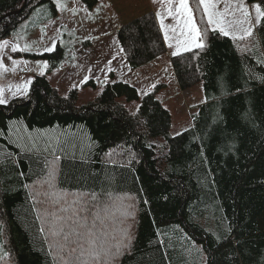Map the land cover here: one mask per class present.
<instances>
[{
	"label": "trees",
	"instance_id": "obj_1",
	"mask_svg": "<svg viewBox=\"0 0 264 264\" xmlns=\"http://www.w3.org/2000/svg\"><path fill=\"white\" fill-rule=\"evenodd\" d=\"M24 1L0 0V42L40 6L56 15L53 0ZM82 1L89 9L98 3ZM188 3L204 47L173 55L170 64L181 90L201 83L204 101L179 136L170 134V113L154 92L139 97L130 83L107 82L77 106L76 89L62 96L47 79L60 67L61 49L29 54L48 61L46 75L32 79L26 97L0 106L7 152L0 159V264H65L66 252H49L60 237L45 242L40 231H50L60 207L45 193L87 201L90 213H100L106 247L127 243V232L131 243L114 264H264V26L250 44L238 45L209 30L199 0ZM116 33L131 70L166 52L152 11ZM120 97L139 100L138 114ZM12 123L29 133L55 132L62 143L52 151L61 159L41 153L38 161L19 149L10 140Z\"/></svg>",
	"mask_w": 264,
	"mask_h": 264
},
{
	"label": "rangeland",
	"instance_id": "obj_2",
	"mask_svg": "<svg viewBox=\"0 0 264 264\" xmlns=\"http://www.w3.org/2000/svg\"><path fill=\"white\" fill-rule=\"evenodd\" d=\"M60 2L65 5L63 11L57 10L54 2L56 15L52 13L49 15L50 9L46 5L40 6L21 23L14 37L4 39L9 41L8 47L0 52L3 56V66L0 67V89L4 90L5 98L12 100V92H17V89L23 90L26 82L39 75L41 71H44L46 75L48 66L44 68V64L49 65L48 61L41 57L34 58L29 54L51 53L44 52L43 49L54 45L52 52L60 48L62 58L60 67L48 74L47 79L62 96L76 89L78 91L77 106L92 102L105 83L122 81L135 86L139 97L154 92L155 97L170 113L171 135L181 133L192 126V117L197 107L204 101L202 85L200 83L188 90H181L170 64L172 53L183 49V42L187 39V32L183 30L184 17L176 14V18L173 19L167 14L168 8H172L175 13L179 0H172L171 3L154 2V0H98L97 4H102L99 11L95 6L89 12L82 10L85 6L82 0L79 6L74 0H60ZM72 9H75V14ZM148 11H154L159 27L160 19H163L164 29L161 27L160 29L163 35L165 31L168 33V39L165 40L166 52L158 57L155 68L142 66L144 69L131 70L119 45L116 32L122 25ZM250 11H252L251 8ZM157 12L161 14V17H157ZM47 14L50 16L49 19ZM224 18L225 20L234 19L228 15ZM40 22L43 23L36 25ZM236 35L240 36L242 32L238 30ZM255 37L254 29L251 37L234 41L238 45H248ZM12 45L18 47L17 52L11 51ZM9 57L17 63L13 65ZM85 77H88V82L92 81L94 86L87 84L88 82L84 84ZM17 97L24 96L18 93ZM117 101L131 113H135L139 105V100L128 102L124 97L118 98ZM29 134L32 136L46 134L51 137L55 132L29 133L21 123L10 125V140L19 149L25 150V140L18 142L17 136L27 137ZM157 142L161 143L162 139H157ZM6 155L7 152L0 147V156ZM129 214L130 211L126 215L129 216Z\"/></svg>",
	"mask_w": 264,
	"mask_h": 264
},
{
	"label": "snow or ice",
	"instance_id": "obj_3",
	"mask_svg": "<svg viewBox=\"0 0 264 264\" xmlns=\"http://www.w3.org/2000/svg\"><path fill=\"white\" fill-rule=\"evenodd\" d=\"M53 2L56 4L57 10L63 11L65 5L61 3L60 0H53ZM74 2L78 6L81 4V0H74ZM154 2L171 3L172 0H154ZM199 4L203 6L206 25L209 30L212 32H218L232 40H243L247 37H251L254 29L264 26V7H262L264 0L252 5L246 4L245 0H199ZM221 4L224 5L223 8H220ZM101 6L102 4H97L96 10L99 11ZM250 8L252 11H250ZM82 10L85 12L90 11L87 6H84ZM72 11L73 14H75V9H72ZM237 13H239V16H237ZM167 14L173 19L176 18V14L184 17L183 30H186L187 32V39L183 42L185 51H191L193 47L196 49H202L204 47L201 42L202 30L195 21L192 10L188 5V0H179V5L175 9V13L172 8H168ZM156 15L158 18L161 17L159 12H157ZM225 15L232 16L234 19L225 20ZM245 25H247V27H244ZM160 27L161 29H164L162 18L160 19ZM238 30L242 32V35H236ZM164 38L165 40L168 39L167 31L164 32ZM8 45L9 41L7 40L0 42V52L8 47ZM169 47H171V45H169ZM53 50L54 45L43 49L44 52H52ZM121 50L123 51V48ZM11 51L13 53L17 52L18 47L12 45ZM172 54L174 56L180 55L179 49ZM9 59L12 60L13 65L17 63V61L11 57H9ZM2 66L3 56L0 55V67ZM47 66V63H45L44 68H47ZM4 70L7 71V69ZM39 75H45L44 71H41ZM87 82L88 77H85L83 83L86 84ZM31 83L32 80L30 78L26 82L23 90L17 89V92H12V98H17L18 93H20L21 96L26 97L29 92L28 85ZM237 91H240V89H237ZM8 104L9 100L5 98L4 90L0 89V106L6 107ZM138 112L139 109H137V112L133 113V115H137ZM175 135L179 136L182 135V133L177 132ZM20 140H25V151L36 154L38 161L39 154L41 153L53 155L55 161L61 159L58 154L52 151L55 145L62 143L58 137L52 138L48 137L46 134H38L37 136L29 134L27 137L17 136V141L19 142ZM0 159H3V157L0 156ZM55 161H53V163ZM45 162L47 166L51 168V164L47 163V161ZM21 175H23V173H21ZM48 175L49 179H51L52 172H49ZM51 187L52 185L49 183V188ZM45 195H51L53 197L52 203L60 205V207L57 212L52 213L53 223L50 231H45L43 227L40 231L44 236L45 242L48 241L49 235L54 238H62L61 240L54 239L49 244V252L52 253L55 251L61 254L66 252L68 259L65 260L64 255H61L60 257L62 260H65V264H114V261L123 255V249L130 245L131 239L130 237H127V232L125 231L123 237L127 238V243H124V239L122 238L119 243L106 247L108 244V233L97 225V221L101 220L100 213H90L87 207V201L74 199L71 202H68L63 194L45 193ZM92 199H96L95 194H93Z\"/></svg>",
	"mask_w": 264,
	"mask_h": 264
},
{
	"label": "crops",
	"instance_id": "obj_4",
	"mask_svg": "<svg viewBox=\"0 0 264 264\" xmlns=\"http://www.w3.org/2000/svg\"><path fill=\"white\" fill-rule=\"evenodd\" d=\"M245 2H246V0H245ZM247 3V2H246ZM248 4V3H247ZM248 5H252V4H248ZM221 6V8H223L224 7V5L223 4H221L220 5ZM153 13H154V11H152ZM237 15L239 16V13H237ZM161 30V29H160ZM161 33H162V35H163V31L161 30ZM163 39H164V42H165V44H166V41H165V38H164V35H163ZM182 48L183 49H181V50H179V52H181V51H184V46H182ZM194 48V47H193ZM173 56V54L170 56V57H172ZM158 60V58H156V59H154L153 61H151V62H149V63H147V64H145L143 67L144 68H146V67H149V66H152V67H154L155 68V62ZM143 67H141V68H143ZM143 68V69H144ZM147 79H149V77L147 76Z\"/></svg>",
	"mask_w": 264,
	"mask_h": 264
},
{
	"label": "water",
	"instance_id": "obj_5",
	"mask_svg": "<svg viewBox=\"0 0 264 264\" xmlns=\"http://www.w3.org/2000/svg\"><path fill=\"white\" fill-rule=\"evenodd\" d=\"M25 4H26V0L24 1V5H25ZM6 16H8V14H7V15H5V17H6Z\"/></svg>",
	"mask_w": 264,
	"mask_h": 264
}]
</instances>
